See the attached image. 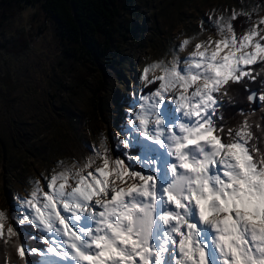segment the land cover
Masks as SVG:
<instances>
[{"label":"snow or ice","instance_id":"obj_1","mask_svg":"<svg viewBox=\"0 0 264 264\" xmlns=\"http://www.w3.org/2000/svg\"><path fill=\"white\" fill-rule=\"evenodd\" d=\"M241 15L250 21L242 33ZM214 26L218 38L143 70L158 87L129 124L155 163L136 168L145 157L114 158L102 140L83 163L35 180L18 197L22 216L0 211L3 264H32L29 253L40 264H264V140L254 130L264 124L242 112L229 126L221 111L233 85L264 79V17L232 10ZM247 99L264 105V89ZM17 225L39 230L45 248L27 245Z\"/></svg>","mask_w":264,"mask_h":264},{"label":"rangeland","instance_id":"obj_2","mask_svg":"<svg viewBox=\"0 0 264 264\" xmlns=\"http://www.w3.org/2000/svg\"><path fill=\"white\" fill-rule=\"evenodd\" d=\"M232 10L250 12L254 22L264 17V0H137L120 17L108 62L88 63L98 72L64 56L57 21L40 0L26 1L7 16L0 25V211L22 216L18 197L27 196L35 180L46 183L54 170L83 163L102 140L111 156L126 162L128 156L151 155L129 124L140 110V97L158 87L159 82L142 80L144 68L175 56L183 59L195 43L218 38L215 21L230 17ZM186 38L195 39L181 50ZM21 39L28 46L22 48ZM122 139L131 146L125 148ZM165 181L162 166L160 182Z\"/></svg>","mask_w":264,"mask_h":264},{"label":"trees","instance_id":"obj_3","mask_svg":"<svg viewBox=\"0 0 264 264\" xmlns=\"http://www.w3.org/2000/svg\"><path fill=\"white\" fill-rule=\"evenodd\" d=\"M33 0H0V25L4 19L12 15L17 8H23L25 2ZM137 0H40L47 15L56 19L62 51L66 58L73 61H83L87 63L88 70L98 72L96 67L101 63L106 64L111 56V52L116 46L115 37L119 33L120 17L130 11ZM236 30L240 32L248 28L249 19L245 15L239 16L234 21ZM23 47L28 46L26 40L21 39ZM20 42L18 45H20ZM259 70V69H257ZM88 71L81 74L82 82L87 81ZM89 74L90 71H89ZM103 85L95 91V97L99 98ZM256 89L258 92L264 89V79L248 80L244 84L233 85L229 89V94L224 98V106L221 109L224 122L229 126H235L241 119L243 113H250L249 119L258 124H264V105L258 100L255 102L247 99L250 90ZM258 136L264 140V132L254 129ZM264 147V144L261 145ZM22 238L30 247L45 248V245L33 235L38 237L41 233L30 225L19 226ZM30 233H33L31 235ZM38 234V235H36ZM4 246L0 244V264L5 259ZM32 264H40V257L29 253Z\"/></svg>","mask_w":264,"mask_h":264},{"label":"clouds","instance_id":"obj_4","mask_svg":"<svg viewBox=\"0 0 264 264\" xmlns=\"http://www.w3.org/2000/svg\"><path fill=\"white\" fill-rule=\"evenodd\" d=\"M145 163L154 164L155 162L151 161L150 158H146L144 161H141V165L143 166ZM16 243H18V241ZM20 264H22V262H20Z\"/></svg>","mask_w":264,"mask_h":264},{"label":"bare ground","instance_id":"obj_5","mask_svg":"<svg viewBox=\"0 0 264 264\" xmlns=\"http://www.w3.org/2000/svg\"><path fill=\"white\" fill-rule=\"evenodd\" d=\"M209 253H210V256H212V257L215 256V252H214V250H212L211 248H209Z\"/></svg>","mask_w":264,"mask_h":264},{"label":"water","instance_id":"obj_6","mask_svg":"<svg viewBox=\"0 0 264 264\" xmlns=\"http://www.w3.org/2000/svg\"><path fill=\"white\" fill-rule=\"evenodd\" d=\"M253 90H255V91H257L256 89H253ZM258 92V91H257ZM253 102V101H252ZM255 102V101H254Z\"/></svg>","mask_w":264,"mask_h":264}]
</instances>
